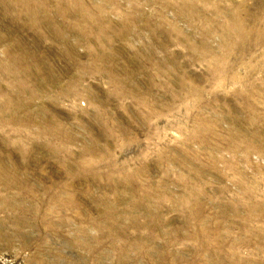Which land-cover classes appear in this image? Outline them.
<instances>
[{"label":"rangeland","instance_id":"rangeland-1","mask_svg":"<svg viewBox=\"0 0 264 264\" xmlns=\"http://www.w3.org/2000/svg\"><path fill=\"white\" fill-rule=\"evenodd\" d=\"M81 2L0 0V264H264V0Z\"/></svg>","mask_w":264,"mask_h":264},{"label":"bare ground","instance_id":"bare-ground-1","mask_svg":"<svg viewBox=\"0 0 264 264\" xmlns=\"http://www.w3.org/2000/svg\"><path fill=\"white\" fill-rule=\"evenodd\" d=\"M11 1L15 4V6L14 7L10 6V8L7 9L6 11H8V13L12 11L16 15H18L19 17L21 15V13H23V14L27 13V15L31 19V21H29L28 23H30L32 25V27H38V26L40 27L41 22H40V19L38 18V16L41 14L50 15L53 12L52 8H54V7H57L58 10L62 9V11H63L62 15H66L70 11V9H68L66 7L65 3L68 6H73V8H75V10H76L75 12L78 14L82 13V11L84 10V8L82 7L83 3L81 2V0H42V2H39L37 0H11ZM59 7H61V8H59ZM40 10H41V12H40ZM47 25H49V24H47Z\"/></svg>","mask_w":264,"mask_h":264}]
</instances>
